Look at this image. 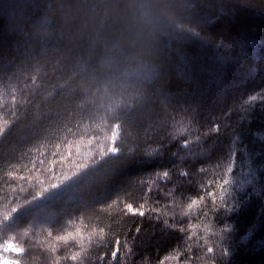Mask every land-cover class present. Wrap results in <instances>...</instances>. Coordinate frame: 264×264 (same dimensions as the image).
<instances>
[{"label":"trees","instance_id":"trees-1","mask_svg":"<svg viewBox=\"0 0 264 264\" xmlns=\"http://www.w3.org/2000/svg\"><path fill=\"white\" fill-rule=\"evenodd\" d=\"M170 2L148 75L54 24L109 0H0V256L264 264V0Z\"/></svg>","mask_w":264,"mask_h":264},{"label":"clouds","instance_id":"clouds-1","mask_svg":"<svg viewBox=\"0 0 264 264\" xmlns=\"http://www.w3.org/2000/svg\"><path fill=\"white\" fill-rule=\"evenodd\" d=\"M79 21L73 37L86 39L100 49V65L108 69L119 64L128 74L151 75V53L163 26L175 23L176 14L170 0H109L101 15L93 9L82 10L69 5L57 15L55 26L71 30ZM115 24L118 31L112 38L101 29ZM182 26V25H178Z\"/></svg>","mask_w":264,"mask_h":264},{"label":"snow or ice","instance_id":"snow-or-ice-1","mask_svg":"<svg viewBox=\"0 0 264 264\" xmlns=\"http://www.w3.org/2000/svg\"><path fill=\"white\" fill-rule=\"evenodd\" d=\"M228 171H231L230 167H229ZM162 175L164 177H167L169 175V173L168 172H163ZM227 183H228V181L225 179L224 180V184H227ZM217 187H219L221 189V192H223V185H217ZM210 195H214V194L210 193ZM221 200H223V195H221ZM196 203H197V201L193 200L192 205H195ZM192 205H189V207H192ZM129 208L131 209L133 214H136L139 211V214L143 215L146 211H148V209L146 207H142L141 209L137 210V209L131 208V206L129 205ZM208 251L212 252L213 249L209 248Z\"/></svg>","mask_w":264,"mask_h":264},{"label":"rangeland","instance_id":"rangeland-1","mask_svg":"<svg viewBox=\"0 0 264 264\" xmlns=\"http://www.w3.org/2000/svg\"><path fill=\"white\" fill-rule=\"evenodd\" d=\"M0 264H18V263H13L12 261H9L8 259H5L4 257L0 256Z\"/></svg>","mask_w":264,"mask_h":264}]
</instances>
